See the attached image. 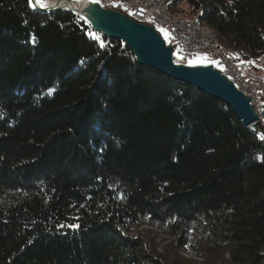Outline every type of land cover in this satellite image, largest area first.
Instances as JSON below:
<instances>
[{"label": "trees", "instance_id": "trees-1", "mask_svg": "<svg viewBox=\"0 0 264 264\" xmlns=\"http://www.w3.org/2000/svg\"><path fill=\"white\" fill-rule=\"evenodd\" d=\"M161 1L264 59V0ZM260 116L244 128L72 12L0 0V264H264Z\"/></svg>", "mask_w": 264, "mask_h": 264}, {"label": "water", "instance_id": "water-1", "mask_svg": "<svg viewBox=\"0 0 264 264\" xmlns=\"http://www.w3.org/2000/svg\"><path fill=\"white\" fill-rule=\"evenodd\" d=\"M65 2L73 4L74 7L56 8L47 12L59 10L72 12L103 38L121 42L130 50L138 66L190 86L222 102L233 112L244 128L257 129L260 118L256 106L213 65L176 64L172 58L173 46L167 45L160 33L152 26L139 23L117 10L104 8L99 3H80L75 0ZM36 9L39 11L38 8Z\"/></svg>", "mask_w": 264, "mask_h": 264}, {"label": "built area", "instance_id": "built-area-1", "mask_svg": "<svg viewBox=\"0 0 264 264\" xmlns=\"http://www.w3.org/2000/svg\"><path fill=\"white\" fill-rule=\"evenodd\" d=\"M46 1L65 2L66 0H44V2ZM75 1L80 3H97L96 0ZM112 3L124 4L127 6V15L142 17L143 22H150L157 32H159V28L165 29L169 37L167 45L173 46L172 58L174 63L189 65L188 61L198 54H208L210 57L218 60L223 68V70H220L221 73L238 90L250 98V102L256 106L257 114L259 115L260 104L264 102L259 92L261 71H253L243 58L236 57V53L235 55H227L221 49H214L210 38H200L195 22H170L163 14V6H158L156 0L151 2H143L141 0H104V3L99 4L109 9V4Z\"/></svg>", "mask_w": 264, "mask_h": 264}, {"label": "bare ground", "instance_id": "bare-ground-1", "mask_svg": "<svg viewBox=\"0 0 264 264\" xmlns=\"http://www.w3.org/2000/svg\"><path fill=\"white\" fill-rule=\"evenodd\" d=\"M96 1H97V3H104V0L103 1L102 0H96ZM141 1H143V2H151V1H155V0H141ZM156 1H157L158 6H163V14L168 20H170V22H176V23H191V22H195V25H197V31H198V35H200V38H210V41L212 43V47H214V49H221L222 51L227 53V55H235V53H236V57L237 58H243L241 53H239L238 51L231 50V49L226 48L224 46L218 45L213 32H211L208 28H206L205 26L200 24L196 20V18H195L196 16L192 20L176 19L173 16H171V14L167 10L166 5L161 0H156ZM44 3L47 5L44 8L39 7L38 4L35 5L36 7L32 6V5L31 6L36 11H37L36 8H38L39 9L38 12H41V13H45L44 11L47 12V10L49 11L51 9H56V8L65 9L67 6H70L71 8L74 7L73 4L66 3L64 1L63 2L62 1L61 2H59V1H46ZM109 9L117 10V11L127 15L125 13V11L127 12V6H125L124 4L112 3V4H109ZM123 9L125 11H123ZM127 16L130 17L131 19L139 22V23L148 24V25H150V26H152L154 28V26L150 22H143V18L142 17H135L134 15H127ZM259 92H260L262 98L264 99V77L262 75H260ZM263 108H264V102H262L260 104V111L259 112H261L263 110Z\"/></svg>", "mask_w": 264, "mask_h": 264}, {"label": "rangeland", "instance_id": "rangeland-1", "mask_svg": "<svg viewBox=\"0 0 264 264\" xmlns=\"http://www.w3.org/2000/svg\"><path fill=\"white\" fill-rule=\"evenodd\" d=\"M29 6L32 10L36 11L35 9L32 8V6L30 4H29ZM123 11H125V10L123 9ZM45 13H49V12H45ZM125 13L127 14L126 11H125ZM176 19H180V18H176ZM192 19H194V16L192 18H185L183 20H192ZM160 29H162V28L158 29L161 37L163 38L164 42L166 44H168L169 43L168 33L166 32L167 33V35H166L165 32H162ZM206 63L213 65L215 68H217L219 70H223V68L219 64L218 60L210 57L208 54H198L196 57H194L193 59L188 61L189 65L206 64ZM247 63L252 68L253 71H261L260 75H262L264 77V59L263 58H257V59L248 61ZM262 111L259 112V118H260L259 121L260 122L263 121L261 116H260ZM192 248L196 249L195 246H193ZM180 254L182 256H184L185 258L191 259L193 262H196V264H201L204 261L201 257L193 254L192 251H190V249H188L187 247L180 248ZM220 264H227V263L225 261H221Z\"/></svg>", "mask_w": 264, "mask_h": 264}, {"label": "snow or ice", "instance_id": "snow-or-ice-1", "mask_svg": "<svg viewBox=\"0 0 264 264\" xmlns=\"http://www.w3.org/2000/svg\"><path fill=\"white\" fill-rule=\"evenodd\" d=\"M29 4L30 5H32V6H35L36 4H38L39 5V7H41V8H44V7H46L47 5L44 3V0H35V3H33V0H29ZM162 32H165V34L167 35V33H166V30H164V29H160ZM97 39L99 38V37H96Z\"/></svg>", "mask_w": 264, "mask_h": 264}]
</instances>
